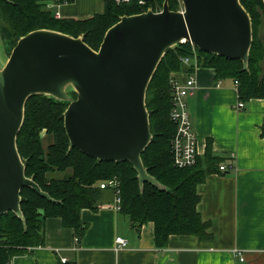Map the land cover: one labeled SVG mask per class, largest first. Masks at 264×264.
Instances as JSON below:
<instances>
[{
  "label": "trees",
  "instance_id": "obj_1",
  "mask_svg": "<svg viewBox=\"0 0 264 264\" xmlns=\"http://www.w3.org/2000/svg\"><path fill=\"white\" fill-rule=\"evenodd\" d=\"M72 1L0 0L2 34L11 40L13 48L15 38L38 30L56 31L74 38L84 35L85 43L98 51L107 31L122 17L139 15L150 8L160 11L165 2L152 0L141 5V0L123 4L107 0L103 13L85 20L57 19L56 11L49 8L51 4L63 5ZM169 3L171 11L179 10L178 0H169ZM241 4L250 14L254 30L248 71L244 70L242 60H230L197 47L194 52V46L187 42L167 51L148 88L146 103L154 137L142 160L149 175L166 188L164 191L150 183H145L142 191L138 174L128 162H99L78 149L70 150L64 119L68 104L44 95H35L28 100L24 125L18 136V151L26 161V176L33 178L54 202L31 188L22 190L21 209L26 223L13 212L0 217V264H9L13 258L44 246L47 219H61L64 227L73 229L80 240L87 228L80 217L82 210L97 211L105 192H111L115 198L114 191L100 187L102 182L113 178L121 183L120 213L129 217L137 228L153 223L158 248H165L172 236L212 240L208 232L210 224L204 222L198 211L197 187L209 175L219 173L226 160L215 155L209 141L205 154L194 167L180 169L174 166L172 141L177 126L171 119V75L182 70L193 72L194 68L185 66L182 59L197 56L198 68L213 69L216 79L238 81L240 101L264 99V37L258 35L264 18V3L263 0H241ZM42 134L53 140L47 147Z\"/></svg>",
  "mask_w": 264,
  "mask_h": 264
},
{
  "label": "water",
  "instance_id": "obj_2",
  "mask_svg": "<svg viewBox=\"0 0 264 264\" xmlns=\"http://www.w3.org/2000/svg\"><path fill=\"white\" fill-rule=\"evenodd\" d=\"M182 4L181 11L173 12L166 0L160 12L122 17L98 51L85 43L84 35L51 30L14 39L10 58L0 67V217L13 212L26 223L24 188L54 202L26 176L17 146L26 104L35 95L69 103L64 119L70 150L99 162H128L142 191L145 183L166 190L149 175L142 155L154 137L147 92L167 51L189 42L203 52L242 60L248 71L253 45L252 20L241 0Z\"/></svg>",
  "mask_w": 264,
  "mask_h": 264
},
{
  "label": "crops",
  "instance_id": "obj_3",
  "mask_svg": "<svg viewBox=\"0 0 264 264\" xmlns=\"http://www.w3.org/2000/svg\"><path fill=\"white\" fill-rule=\"evenodd\" d=\"M106 1L73 0L61 5L60 12L66 19L85 20L103 13ZM190 74L199 84L188 99L199 155L211 141L215 155L232 168L209 175L197 187L198 211L210 224L212 240L172 236L165 248H158L154 224L134 227L115 209L113 194L105 192L97 211L82 210L87 228L78 242L75 231L64 227L61 219H47L45 245L9 264H264V99L238 109L235 80H218L213 69L182 70L171 76L185 82ZM118 237L128 240L126 248H117Z\"/></svg>",
  "mask_w": 264,
  "mask_h": 264
},
{
  "label": "built area",
  "instance_id": "obj_4",
  "mask_svg": "<svg viewBox=\"0 0 264 264\" xmlns=\"http://www.w3.org/2000/svg\"><path fill=\"white\" fill-rule=\"evenodd\" d=\"M132 0H115L117 4L130 3ZM141 5L146 4V1L141 0ZM49 8L55 9V17L57 19H63L60 8L61 5H53ZM194 46V45H193ZM194 52L195 46H194ZM183 64L188 67H193L194 70L198 68L197 56L193 59L184 58L182 59ZM236 86H239L238 81H235ZM172 85V111L171 119L177 126V132L172 141V154H173V164L176 168L184 169L194 167L200 157L198 150V140L197 134L194 130V125L190 117L188 99L193 97L197 90L199 89V84L194 76L190 74L185 82H181L171 76ZM221 83L218 84V87ZM237 108L242 110L245 108V103L239 101ZM232 169V168H231ZM227 166L222 165L220 170L222 172L230 171ZM103 190H112L115 194V209L120 211L121 204V183L117 178L104 181L100 184ZM78 242L79 240L76 239ZM116 244L118 249L126 248L128 246V240L123 237H118L116 239ZM66 263L67 260H62Z\"/></svg>",
  "mask_w": 264,
  "mask_h": 264
},
{
  "label": "rangeland",
  "instance_id": "obj_5",
  "mask_svg": "<svg viewBox=\"0 0 264 264\" xmlns=\"http://www.w3.org/2000/svg\"><path fill=\"white\" fill-rule=\"evenodd\" d=\"M178 1H179V5H180V8H179L178 11H181L183 9L182 0H178ZM169 5H170V3H169ZM150 9H152V8H150ZM162 9H163V6H162ZM162 9L160 11H162ZM154 11L156 12L158 10H154ZM160 11H158V12H160ZM252 26H253V23H252ZM258 35H259V38H263L264 37V18L262 20V26L259 29ZM253 40H254V30H253ZM13 43L15 44L14 40H13ZM12 50H13V47L11 45V40L6 39V37L3 36L2 30H1V23H0V67H3L7 63V61L10 58ZM69 95L73 99L77 98V94L74 91H72V90L69 91ZM75 95H76V97H75ZM63 103H65V102H63ZM66 104L69 105V103H66ZM42 136L44 137L45 147H47L50 143L53 142L52 138H48L44 134H42ZM59 177L61 178V177H63V175H59Z\"/></svg>",
  "mask_w": 264,
  "mask_h": 264
}]
</instances>
